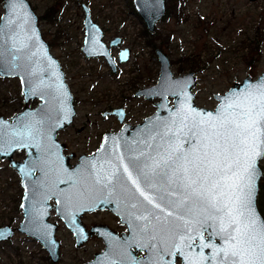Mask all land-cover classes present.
<instances>
[{
	"label": "water",
	"instance_id": "water-1",
	"mask_svg": "<svg viewBox=\"0 0 264 264\" xmlns=\"http://www.w3.org/2000/svg\"><path fill=\"white\" fill-rule=\"evenodd\" d=\"M166 1H132L136 13L144 21L146 30L152 34L166 14ZM82 7L85 12L83 19L85 38L81 49L83 54L87 58L103 57L115 71L116 63L111 49L120 45V37H114L107 44L104 41L105 32L93 19L89 7L86 4ZM38 21L29 0H4L3 13L0 17V78L19 80L23 109L10 118L0 116V160H7L10 167L20 176L23 188L20 207L23 218L17 227L10 225L0 227V233H3L0 235V242L11 239L16 232L24 234L41 244L52 263H58L60 260V242L56 237L58 225L49 221L50 210L53 208L55 214L75 237V247L84 244L97 231L99 236L105 238L106 249L96 253L92 260L84 264H122L124 252L121 244L116 247L111 241L116 237L111 234L110 228L97 224L88 229L81 218L86 210L93 212L107 208L122 216L119 207L129 200L138 205L141 224L139 229L129 225L131 239L125 245L137 244L139 247L142 244L146 256L137 262L150 264L149 257L156 258L160 255L156 245L162 241L163 233L154 230L156 222L151 220V216L148 220L140 218L142 215H148L146 209L150 206L143 202V198L139 197L133 186L127 182L123 166L127 165L129 171L136 177L133 161L137 159L143 161L146 156H155L158 146L166 141L186 153L203 152L205 141L201 129H206V126L193 127V124L199 123L200 114L212 113L215 116L218 106L224 102L223 97L229 96L233 91L244 90L248 83L255 84L264 80V72L256 79L243 78L223 94H214L218 103L214 109H207L195 102L196 94L193 88L198 83L195 72L189 71L175 77L170 57L165 51L156 48L160 73L155 85L134 93L137 97L143 96L150 101L159 98L155 103L156 111L134 127L125 123L119 131L104 133L96 151L91 155H80L78 164L72 168L69 161L75 155L64 154L66 146L57 136L74 121L77 114L75 97L68 87L60 60L51 52ZM119 52V63L130 58L131 52L128 48H122ZM32 100H37L35 107L29 105ZM189 108L194 111H188ZM114 114L120 123L124 122L122 108L114 109L112 115ZM185 116L188 119L181 123ZM169 129L171 131H168ZM20 150L25 151L22 161L14 159V153ZM193 150L196 152L193 153ZM263 159L264 156H261L255 161L257 174L252 193L253 213L259 220H264L257 204L260 183L264 177L260 164ZM112 170L115 173L120 171L121 191L117 193L114 181L109 184L104 180L105 177L112 175ZM141 183L143 185V181ZM119 198L122 203L118 201ZM51 199L55 200L53 206L49 205ZM180 214L183 215L182 212ZM169 219L174 221V225L181 226L175 228L172 233H165L170 244L168 252L170 255L178 253L182 264H189L185 256L192 264H209L206 258H211V264H218L219 257H216L215 253L219 248L227 246L225 237L221 235L212 237L211 227H200L195 223L191 225L192 231L189 232L182 227L184 223L182 220H174L173 217ZM181 236L184 237L183 240L179 239ZM202 243L212 246L201 248ZM125 252L129 255L127 249ZM134 259L135 255L133 258L132 254V260Z\"/></svg>",
	"mask_w": 264,
	"mask_h": 264
},
{
	"label": "rangeland",
	"instance_id": "rangeland-1",
	"mask_svg": "<svg viewBox=\"0 0 264 264\" xmlns=\"http://www.w3.org/2000/svg\"><path fill=\"white\" fill-rule=\"evenodd\" d=\"M132 1L29 0L39 18L43 37L51 45L54 56L59 58L68 87L75 97L77 114L74 121L57 137L65 144L67 153H74V160L83 153H94L105 131L120 129L118 119L111 115L102 117L99 114L101 109L127 105V120L134 123L155 112L151 103L141 96L133 97V94L137 88L155 85L160 73L156 48L170 57L175 77L195 72L198 81L193 88L195 102L207 109H214L218 103L214 94H223L243 78L256 79L264 72V0H186L184 18L178 21L166 14L157 24L153 36L146 31ZM3 3L4 0H0V15ZM82 4L89 7L93 19L103 28L106 42L114 36H122V44L132 52L116 73L111 71L103 57L87 58L81 50L85 37ZM168 5L167 0L166 7ZM49 9V15H46L49 17L41 19ZM119 48L112 49L116 63ZM186 57L198 61L197 65L191 67L190 61L184 60ZM36 104L37 100L29 103L30 107ZM22 108L19 81L0 78V116L9 118ZM18 155L16 158L21 159L22 154ZM260 164L264 172V159ZM262 183L264 185V180ZM20 194L17 175L1 161L0 227L19 224L22 218L18 206ZM259 196L261 201L263 197ZM261 211L264 216V207ZM52 220L59 224L57 239L61 244V255L57 264H82L103 249L99 240L75 247V238L54 212ZM98 221L113 222V218L105 212L85 218L88 225ZM18 262L50 263L41 244L21 233L0 243V264Z\"/></svg>",
	"mask_w": 264,
	"mask_h": 264
},
{
	"label": "snow or ice",
	"instance_id": "snow-or-ice-1",
	"mask_svg": "<svg viewBox=\"0 0 264 264\" xmlns=\"http://www.w3.org/2000/svg\"><path fill=\"white\" fill-rule=\"evenodd\" d=\"M222 100L215 116L202 113L199 123L193 124L206 126L201 129L203 152L186 153L166 141L158 146L155 156L133 161L136 177L127 165L123 171L135 193L150 206L146 209L148 215L140 218L148 220L151 216L156 222L154 230L172 233L181 227L174 225L170 217L182 220V227L189 232L193 223L208 226L213 229L212 237H225L227 246L215 253L218 264H264V220H259L252 209L255 161L264 156V80L248 83L244 90L233 91ZM187 119L183 117L181 123ZM104 180L109 184L113 180L119 182L115 175ZM185 259L192 264L187 256ZM206 259L211 264V258ZM149 261L164 264L162 259L157 261L153 257Z\"/></svg>",
	"mask_w": 264,
	"mask_h": 264
},
{
	"label": "flooded vegetation",
	"instance_id": "flooded-vegetation-1",
	"mask_svg": "<svg viewBox=\"0 0 264 264\" xmlns=\"http://www.w3.org/2000/svg\"><path fill=\"white\" fill-rule=\"evenodd\" d=\"M83 5V4H82ZM49 11H50V9L45 13V15H43L42 17H41V19L42 18H46V17H49V16H46V15H49ZM167 11H168V7H167ZM167 11H166V14H167ZM3 13V12H2ZM54 14V13H53ZM165 14V15H166ZM2 15V14H1ZM1 15H0V17H1ZM39 19V18H38ZM149 32V31H148ZM156 32V31H155ZM154 32V33H155ZM150 33V32H149ZM153 33V34H154ZM151 35H153L152 33H150ZM114 37H116V36H114ZM114 37H112L111 39H113ZM120 37V36H119ZM85 38V37H84ZM110 39V40H111ZM120 47L121 48H119V51L122 49V48H128V47H126V46H124L123 44H122V36L120 37ZM84 41V40H83ZM104 41H105V38H104ZM106 42V41H105ZM107 44H109L110 43V41H108V42H106ZM51 46V45H50ZM118 46V47H119ZM124 46V47H123ZM51 48V47H50ZM114 48V47H113ZM112 48V49H113ZM82 49V48H81ZM112 49H111V53H112ZM129 50H130V48H128ZM130 52H131V50H130ZM113 54V53H112ZM131 54H132V52H131ZM131 54H130V56H131ZM113 56V55H112ZM93 58V57H92ZM100 58V57H99ZM129 60V59H128ZM114 61H115V59H114ZM115 63H116V61H115ZM120 64H122V63H119V61H117V63H116V69H115V71H113L112 69H111V71L113 72V73H116L117 71H118V69H119V66H120ZM7 79V78H6ZM17 79V78H16ZM18 80V79H17ZM19 81V80H18ZM145 87H147V86H145ZM148 87H150V86H148ZM139 89H143L142 87H140V88H137L135 91H134V93L137 91V90H139ZM134 95V94H133ZM133 97H137L136 95H134ZM143 96H141V98H142ZM130 99V98H129ZM144 101L146 100L147 102H149V103H151L154 107H155V110L154 111H156V106H155V103H156V101H159V98H157L156 97V100L154 99V100H152V101H150V100H148V99H146V98H142ZM170 100H172V99H170ZM116 108H122L123 110H124V122L123 123H120V129L122 128V125L123 124H129V125H131L132 127H134V126H136L137 124H140V123H142L143 122V120L146 118H143V120L141 121V122H139V121H137V122H130V121H128L127 120V118L129 117L128 116V112H129V109H128V106L126 105V106H120V105H118V106H113L112 108H107V109H105V110H103V109H101L102 111L99 113L98 111V113L102 116V117H106V116H115L117 119H118V117L114 114V115H112V112H113V110L114 109H116ZM23 109V108H22ZM20 111H17L16 113H14L13 115H15V114H17V113H19ZM12 115V116H13ZM2 116V115H1ZM10 118V117H9ZM119 121V120H118ZM119 129V130H120ZM118 130V131H119ZM106 132H110V131H105L104 133H106ZM104 133H103V135H104ZM59 134V133H58ZM103 135H102V137H103ZM58 137V136H57ZM102 137H101V139H102ZM101 142H102V140H101ZM101 142H100V144H101ZM100 144H99V146H100ZM18 153H20V154H22V158L21 159H18V158H16V157H19L20 155H18ZM64 154H72V153H67V151H65V149H64ZM83 154H86V153H83ZM83 154H81V155H83ZM93 154V153H92ZM79 155V154H78ZM91 155V154H90ZM24 156H25V151L24 150H20V151H16L15 153H14V159H16V160H19V161H22V159L24 158ZM78 158V157H77ZM6 162L7 164H8V166H9V168L17 175V177H18V181H19V185H20V189H21V194H20V198H19V201H18V206H19V208L21 209V207H20V203H21V200H22V196H23V188H22V186H21V181H20V176L18 175V173L15 171V170H13L11 167H10V165H9V163H8V161L7 160H0V162ZM70 162V165H71V167L73 168L76 164H78V159H76V160H70L69 161ZM100 170V169H99ZM113 171V173H112V175H115L116 177H120L119 175H120V171H117L116 173H115V171L114 170H112ZM109 172V171H108ZM264 178V177H263ZM120 179V178H119ZM263 180V179H262ZM114 182H113V185L114 186H116V193H117V191H121V188H120V184H121V182L119 181V182H117L116 180H113ZM125 182V181H124ZM262 182V181H261ZM123 185H125V184H123ZM260 185H261V183H260ZM261 189V188H260ZM114 190V191H115ZM105 192V191H104ZM259 194H260V192H259ZM259 194H258V196H259ZM259 198H260V196L258 197V207H259V209H260V212H261V214H262V211H261V207L259 206ZM118 201L119 202H121V199L119 198L118 199ZM122 203V202H121ZM133 204H135V202H129V200L128 201H125V203L123 204V205H121L120 207H119V209H121V213L123 214L122 216L120 215V214H115V213H113L112 212V210L111 209H109V208H107V209H104V210H97V211H87L86 210V212H84L82 215V218H81V221L83 222V224L84 225H86V227L88 228V229H90L91 227H93V226H97V224L98 225H104V226H107V227H109L110 228V230H111V234L112 235H114L115 237H116V239H112L111 241L112 242H114V245H116V247H119V244H121L120 245V247H121V249H122V252H124V260H123V262H122V264H133V262H136V264H138V260L140 261H142V259L146 256V252L145 251H143L142 250V244H140L139 245V247H138V245L137 244H132V245H130V246H128V245H125V243H127V242H129L130 241V237H131V234H130V230H129V225H131V226H133V227H135V228H137V229H139L140 228V224L141 223H139V215H140V212L138 211V205H137V207H132V205ZM49 205H55V200L54 199H51V200H49ZM263 210V209H262ZM22 211V210H21ZM52 212H54L55 213V210L52 208L51 210H50V218H49V221L50 222H52V223H56L57 225H58V227H57V231H58V228H59V224L57 223V222H55V221H53L52 220ZM97 212H105V213H108V214H110L111 216H112V218H113V222H110V221H98L97 223H92V224H90V225H88V224H86L85 223V218H86V216H91V215H95V214H97ZM56 215V214H55ZM57 216V215H56ZM262 216H263V214H262ZM264 217V216H263ZM22 218H23V214H22ZM22 218L20 219V222L22 221ZM59 218V217H58ZM19 222V223H20ZM115 222V224H113ZM60 223H62V225L63 226H65V224L60 220ZM8 225H10V226H12V227H17V226H14V225H11V224H8ZM66 227V226H65ZM67 228V227H66ZM68 229V228H67ZM57 231H56V237H57ZM68 231L71 233V236L73 235L72 234V232L68 229ZM16 233H18V232H16ZM161 233H163L162 234V237H163V239H161L162 241L160 242V244H157L156 245V249H157V251H158V253L161 255H159V256H157L156 258H154L155 260H157V261H160L161 259H162V261L164 262V264H182L181 263V259L178 257V253L176 254H173V255H170L168 252H169V250H170V244L168 243V240H167V238H166V232H161ZM166 233V234H165ZM160 234V233H159ZM16 235V234H15ZM14 235V236H15ZM13 236V237H14ZM12 237V238H13ZM74 237V236H73ZM72 237V238H73ZM11 238V239H12ZM75 238V237H74ZM11 239H9V240H11ZM9 240H7V241H9ZM91 240H96V241H98L99 240V242L102 244V246H103V249L101 250V251H103V250H105L106 249V242H105V238L103 237V236H99L98 235V231L97 232H95L93 235H91V237H89L88 239H87V241L84 243V244H82L81 246H85V245H87V243L88 242H90ZM134 240H135V237H134ZM7 241H4V242H7ZM59 241V240H58ZM0 243H3V242H0ZM75 243H76V239H75ZM113 244V243H112ZM127 249V252L129 253V255H127L126 254V252H125V250ZM163 249H167V251L165 252V251H163ZM100 251V252H101ZM163 253H165V254H163ZM132 254H133V258H134V255H135V259H136V261H135V259L134 260H132ZM60 255H61V244H60ZM47 256H48V254H47ZM48 259H49V257H48ZM92 260V259H91ZM50 261V260H49ZM88 261H90V260H88ZM85 263H87V262H85ZM116 263V262H115ZM50 264H53L51 261H50ZM55 264H57V263H55ZM82 264H84V263H82ZM110 264H112V263H110ZM116 264H119V263H116Z\"/></svg>",
	"mask_w": 264,
	"mask_h": 264
},
{
	"label": "trees",
	"instance_id": "trees-1",
	"mask_svg": "<svg viewBox=\"0 0 264 264\" xmlns=\"http://www.w3.org/2000/svg\"><path fill=\"white\" fill-rule=\"evenodd\" d=\"M185 1L186 0H168V2H169L168 7L169 8L167 11V15L175 17L176 19H178V21L182 20L184 18L183 17V10H184L183 6L185 4ZM184 60L190 61L191 67L196 66L197 62H198V61L196 62V60H193L192 58H189V57L184 58ZM263 180H264V178H263ZM263 180H262V182H263ZM262 182H261V189H260L259 195H261L263 198L261 199V201H259V203H260V207L263 209V207H264V185ZM17 264H23V263L18 262ZM48 264H50V263H48Z\"/></svg>",
	"mask_w": 264,
	"mask_h": 264
}]
</instances>
